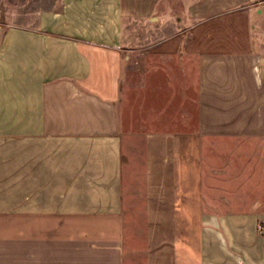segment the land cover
<instances>
[{
    "label": "crops",
    "instance_id": "crops-1",
    "mask_svg": "<svg viewBox=\"0 0 264 264\" xmlns=\"http://www.w3.org/2000/svg\"><path fill=\"white\" fill-rule=\"evenodd\" d=\"M29 14L0 19V264H264V0Z\"/></svg>",
    "mask_w": 264,
    "mask_h": 264
},
{
    "label": "rangeland",
    "instance_id": "rangeland-1",
    "mask_svg": "<svg viewBox=\"0 0 264 264\" xmlns=\"http://www.w3.org/2000/svg\"><path fill=\"white\" fill-rule=\"evenodd\" d=\"M60 0H0V19L16 23L33 21L29 12L41 9H57ZM15 12V14H12ZM125 92L122 93L124 101ZM131 134V135H130ZM124 155H130L135 161L131 166L133 172H142L141 160L143 158L142 138L140 133H123ZM130 165V164H129ZM124 190V209L126 215L127 239H144V212L142 211V195L138 182Z\"/></svg>",
    "mask_w": 264,
    "mask_h": 264
},
{
    "label": "built area",
    "instance_id": "built-area-1",
    "mask_svg": "<svg viewBox=\"0 0 264 264\" xmlns=\"http://www.w3.org/2000/svg\"><path fill=\"white\" fill-rule=\"evenodd\" d=\"M259 228H260V229L262 228L261 225H259Z\"/></svg>",
    "mask_w": 264,
    "mask_h": 264
}]
</instances>
